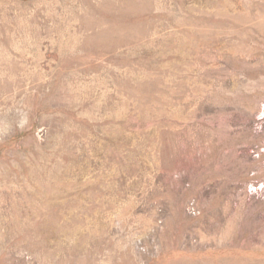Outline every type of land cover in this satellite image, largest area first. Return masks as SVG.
Segmentation results:
<instances>
[{"label":"rangeland","instance_id":"rangeland-1","mask_svg":"<svg viewBox=\"0 0 264 264\" xmlns=\"http://www.w3.org/2000/svg\"><path fill=\"white\" fill-rule=\"evenodd\" d=\"M0 264H264V0H0Z\"/></svg>","mask_w":264,"mask_h":264}]
</instances>
